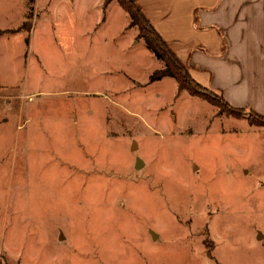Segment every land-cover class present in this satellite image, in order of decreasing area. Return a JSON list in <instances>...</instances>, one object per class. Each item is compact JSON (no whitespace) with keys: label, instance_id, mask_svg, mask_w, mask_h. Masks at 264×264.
Here are the masks:
<instances>
[{"label":"rangeland","instance_id":"374dc122","mask_svg":"<svg viewBox=\"0 0 264 264\" xmlns=\"http://www.w3.org/2000/svg\"><path fill=\"white\" fill-rule=\"evenodd\" d=\"M0 26L26 39L1 41L0 83L28 132L0 133V264H206L212 241L243 262L264 247V139L150 81L163 63L116 0H0Z\"/></svg>","mask_w":264,"mask_h":264},{"label":"crops","instance_id":"0c3cea01","mask_svg":"<svg viewBox=\"0 0 264 264\" xmlns=\"http://www.w3.org/2000/svg\"><path fill=\"white\" fill-rule=\"evenodd\" d=\"M134 3L194 81L220 95L230 106L264 116V0H134ZM9 28L0 26L1 31ZM13 37L26 42L23 32L13 35L0 32V44ZM4 59L0 63L9 65L6 56ZM13 94L9 85L0 83V120L4 119L0 133H7L8 138L9 133L14 134L13 140L23 136L27 140L28 132L14 126L18 116L12 111V102L6 103ZM244 124L264 139L263 126L245 119ZM254 229L257 239L262 238L259 227ZM218 245L215 241V254L214 241L210 255L199 249L206 264L210 260L215 264H264L263 246H257L248 259L240 262L234 256L225 257Z\"/></svg>","mask_w":264,"mask_h":264},{"label":"trees","instance_id":"16d2710c","mask_svg":"<svg viewBox=\"0 0 264 264\" xmlns=\"http://www.w3.org/2000/svg\"><path fill=\"white\" fill-rule=\"evenodd\" d=\"M32 1L33 0H27L29 4L32 3ZM116 1L119 6L127 13L131 22L136 24L138 28V37L142 39L145 48L163 63L162 68L153 71V73L150 75V81H154L165 76L171 77L174 79L177 89H183L190 94L202 96L214 103V105H216L218 108L224 109L227 114L235 117L244 115L248 123L264 127V116L258 115L253 111L244 108L232 107L220 95L194 81L189 76L186 69L169 50L158 33L140 13L134 3V0Z\"/></svg>","mask_w":264,"mask_h":264},{"label":"water","instance_id":"95a60500","mask_svg":"<svg viewBox=\"0 0 264 264\" xmlns=\"http://www.w3.org/2000/svg\"><path fill=\"white\" fill-rule=\"evenodd\" d=\"M140 165H141L140 159L139 158H135L134 168L137 169V168H139ZM150 233H151L152 237L155 236V234L153 232H150Z\"/></svg>","mask_w":264,"mask_h":264}]
</instances>
